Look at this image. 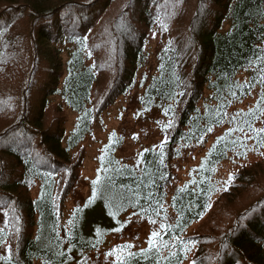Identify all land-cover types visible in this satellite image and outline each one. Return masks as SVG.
Returning a JSON list of instances; mask_svg holds the SVG:
<instances>
[{
  "label": "trees",
  "instance_id": "trees-1",
  "mask_svg": "<svg viewBox=\"0 0 264 264\" xmlns=\"http://www.w3.org/2000/svg\"><path fill=\"white\" fill-rule=\"evenodd\" d=\"M257 94L264 0H0V264H264V155L234 157ZM120 98L91 178L87 137Z\"/></svg>",
  "mask_w": 264,
  "mask_h": 264
},
{
  "label": "rangeland",
  "instance_id": "rangeland-1",
  "mask_svg": "<svg viewBox=\"0 0 264 264\" xmlns=\"http://www.w3.org/2000/svg\"><path fill=\"white\" fill-rule=\"evenodd\" d=\"M259 98H261L258 94L256 96H251L248 99H245L242 101L239 106L242 108V111H245L248 109V112L245 111L244 116L249 115V111H251L250 114H252L255 111V114L252 116H248L245 118L239 117L236 119L237 127L239 128V131L236 130V134L239 135L237 139V151L241 153V155H238L237 152L235 153L237 156H245L244 159L237 157V161H248L252 160L258 157H262L264 155V149H262V153L259 155V151L253 152V138L256 135L258 129H261L263 126L264 121V99H262V103H259ZM127 99L120 100L104 115H101V118L94 122V128L93 132L87 137V143L90 146V156L88 158L87 163V171L89 177H94V174L96 173L98 169V161L97 157L100 155V152L103 150V145L108 141V138L113 133L120 130V127L123 124V121L121 119V113L124 110V106L127 104ZM133 114H137L136 110L132 111ZM66 120H65V127L66 130L69 132L71 131L75 126V118L77 116L76 113H72L70 110L65 113ZM156 127V126H155ZM158 128V127H156ZM121 133V131H120ZM122 134V133H121ZM143 136L140 138L138 142L136 140H131L129 142V146L127 147L125 152H128L125 154L126 156L134 159L137 155V151L140 148L141 145H147V144H156L159 136L156 135L153 127L148 133L142 134ZM248 146V147H247ZM242 149V152L239 150ZM123 154V153H121ZM201 153H199L196 157H200ZM236 165H234L231 161H226L222 163L219 167V173H218V180H217V186L219 188L218 194L223 192L228 186L232 183L231 181V172L234 170ZM185 178L187 175L185 168L179 171V177ZM90 178V179H91ZM179 179V178H178ZM178 182V181H177ZM217 195H213V201L216 200ZM219 209L216 210L214 213V216H212L211 219L218 218ZM205 226L207 222L201 221L197 223ZM202 225V226H203ZM141 231H144V227L141 229Z\"/></svg>",
  "mask_w": 264,
  "mask_h": 264
},
{
  "label": "snow or ice",
  "instance_id": "snow-or-ice-1",
  "mask_svg": "<svg viewBox=\"0 0 264 264\" xmlns=\"http://www.w3.org/2000/svg\"><path fill=\"white\" fill-rule=\"evenodd\" d=\"M257 132H259V133H264V129H258V130H256ZM161 147H163V145H161ZM97 183V181H93V184H96ZM158 233H156V232H153L152 233V238H156V237H158ZM153 243V240L152 239H150L149 240V244H152ZM9 251H10V249H9ZM108 255H112V253L111 252H109L108 253ZM117 260H119V257H117ZM193 264H194V262H193Z\"/></svg>",
  "mask_w": 264,
  "mask_h": 264
}]
</instances>
